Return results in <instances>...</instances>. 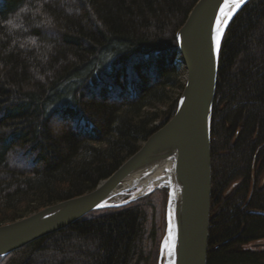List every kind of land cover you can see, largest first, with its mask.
I'll list each match as a JSON object with an SVG mask.
<instances>
[{
	"label": "trees",
	"instance_id": "obj_1",
	"mask_svg": "<svg viewBox=\"0 0 264 264\" xmlns=\"http://www.w3.org/2000/svg\"><path fill=\"white\" fill-rule=\"evenodd\" d=\"M197 1L0 0V225L92 190L174 116ZM211 147L208 264H264V0L224 35ZM129 195L0 264H161L169 187Z\"/></svg>",
	"mask_w": 264,
	"mask_h": 264
},
{
	"label": "water",
	"instance_id": "obj_2",
	"mask_svg": "<svg viewBox=\"0 0 264 264\" xmlns=\"http://www.w3.org/2000/svg\"><path fill=\"white\" fill-rule=\"evenodd\" d=\"M249 1L244 0L222 29V9L225 3L232 5L230 0L196 2L176 36L180 61L185 67V86L174 116L92 190L1 224L0 257L64 229L94 210L117 205L114 200L120 195L171 162L170 179L165 186L169 187V204L173 203L174 208L171 220L168 215L161 264H208L212 116L220 51L230 22ZM218 27L222 31L219 50Z\"/></svg>",
	"mask_w": 264,
	"mask_h": 264
},
{
	"label": "bare ground",
	"instance_id": "obj_3",
	"mask_svg": "<svg viewBox=\"0 0 264 264\" xmlns=\"http://www.w3.org/2000/svg\"><path fill=\"white\" fill-rule=\"evenodd\" d=\"M237 9L235 8V5H231L229 7V9L226 10V12H235ZM227 20V17L225 15H222L221 17V21H220V27L221 29L225 27V21ZM229 22V20H227V23ZM171 166V162H168L166 165L162 166L155 174H153L151 177H149L148 179L144 180L143 182L140 183V185H138L136 188L128 191L127 193H131L132 197L128 198L127 200H125V202H121L122 203H127L129 202V200H134L135 198L142 196L143 194H148L149 192H151V189H155L158 187H163L165 186L170 179L168 170L170 169ZM151 187V188H150ZM150 188V189H149ZM138 189L135 193H133V190ZM149 189V190H148ZM124 193L123 195L127 194ZM122 195H120L119 197H121ZM118 197V198H119ZM117 204V203H116ZM173 203H170L168 206V215L169 218L171 220V217L173 215ZM167 215V217H168ZM168 220V219H167ZM9 223V222H8ZM167 235V233H166ZM165 239V243L167 242V236L164 237ZM164 243V242H163ZM165 245V244H164Z\"/></svg>",
	"mask_w": 264,
	"mask_h": 264
},
{
	"label": "snow or ice",
	"instance_id": "obj_4",
	"mask_svg": "<svg viewBox=\"0 0 264 264\" xmlns=\"http://www.w3.org/2000/svg\"><path fill=\"white\" fill-rule=\"evenodd\" d=\"M230 2H231V4L235 5V8L236 9H239V7L244 2V0H230ZM229 7H230V4L229 3H225L224 9H222V14L227 17V20H230L231 17H232V15H234V12H226L225 11ZM227 20L225 21V27L227 26ZM217 31H218V36H217V50H219L220 36L222 35V31L219 29V27H218Z\"/></svg>",
	"mask_w": 264,
	"mask_h": 264
},
{
	"label": "rangeland",
	"instance_id": "obj_5",
	"mask_svg": "<svg viewBox=\"0 0 264 264\" xmlns=\"http://www.w3.org/2000/svg\"><path fill=\"white\" fill-rule=\"evenodd\" d=\"M184 79H185V75H184ZM176 93H178V92H176ZM175 93V94H176ZM164 187V186H163ZM151 188V187H150ZM149 188V189H150ZM158 188H161V187H158ZM158 188H153V189H151V192L152 191H154V190H156V189H158ZM148 189V190H149ZM138 189H135V190H133V193H135L136 191H137ZM130 193V192H129ZM150 193V192H149ZM145 195H147V194H145ZM144 194L142 195V196H139V197H137V198H135L134 200H136V199H138V198H140V197H143V196H145ZM130 197H132V194L130 193V195H129ZM129 197V198H130ZM131 201H133V200H131ZM125 202V201H124ZM130 202V201H129ZM169 206V203H168V205L166 206V207H168ZM167 215H168V212H167ZM167 228H168V220H167ZM166 233H167V229H166ZM165 236H166V234H165ZM164 240L165 239H163V242H164ZM163 242H162V245H161V257H162V253H163ZM249 247H251V248H253V249H255L256 251L258 250V251H264V239L263 240H261V241H258V242H255V244L254 245H250ZM163 260V259H162Z\"/></svg>",
	"mask_w": 264,
	"mask_h": 264
}]
</instances>
